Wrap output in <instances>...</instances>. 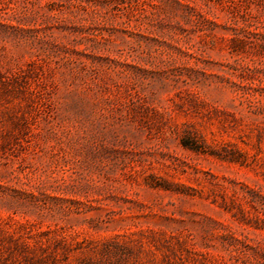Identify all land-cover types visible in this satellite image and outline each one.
I'll use <instances>...</instances> for the list:
<instances>
[{
  "label": "rangeland",
  "instance_id": "obj_1",
  "mask_svg": "<svg viewBox=\"0 0 264 264\" xmlns=\"http://www.w3.org/2000/svg\"><path fill=\"white\" fill-rule=\"evenodd\" d=\"M0 264H264V0H0Z\"/></svg>",
  "mask_w": 264,
  "mask_h": 264
}]
</instances>
